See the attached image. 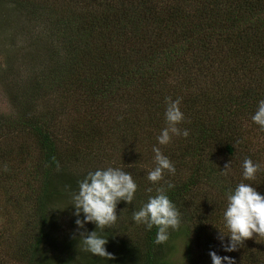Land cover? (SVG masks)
Returning <instances> with one entry per match:
<instances>
[{
    "label": "trees",
    "instance_id": "obj_1",
    "mask_svg": "<svg viewBox=\"0 0 264 264\" xmlns=\"http://www.w3.org/2000/svg\"><path fill=\"white\" fill-rule=\"evenodd\" d=\"M7 11L41 18L44 33L24 57L25 77L10 65L0 76L16 104L0 115V213L10 222L0 230V264H170L156 227L132 220L166 182L192 264H211L213 248L236 264H264V236L231 253L215 238L227 234L216 217L245 157L261 170L244 182L264 193V130L251 120L264 99V0H0V17ZM169 97L180 98L177 127L189 135L162 150L175 174L152 183L144 161L160 148ZM108 166L137 184L133 201L118 203L116 222L96 229L112 260L84 250L72 215L68 236L45 234L78 181Z\"/></svg>",
    "mask_w": 264,
    "mask_h": 264
},
{
    "label": "clouds",
    "instance_id": "obj_2",
    "mask_svg": "<svg viewBox=\"0 0 264 264\" xmlns=\"http://www.w3.org/2000/svg\"><path fill=\"white\" fill-rule=\"evenodd\" d=\"M164 118L166 127L162 128L156 137L160 145L168 144L173 136L187 137V129H181L177 125L184 119L180 110V98L172 100L166 98ZM253 123L264 130V99L257 102V108L251 115ZM155 167L148 172L147 179L156 183L161 181L165 170L169 174H175V166L172 161L162 153L159 147L153 146ZM231 167L230 162L225 164L223 170ZM242 180L234 188L225 193L226 206L223 211V221L227 234L219 231L216 240L220 249L225 253H231L238 249L243 242L255 236H264V193L257 191L250 183L261 170L259 163L253 162L250 157L242 161ZM174 185L166 182V185L157 187L155 195H149L146 202L142 203L138 210L132 214V220L136 224H142L146 230L156 227V243H163L169 238V229H176L180 224V212L167 195L168 189ZM137 190V184L132 174L121 167L108 166L89 171L82 180L78 181V189L71 194L72 215L75 217V232L79 236L85 251L104 258L114 259L113 253L106 249L108 237L101 236L96 229L103 230L111 226L118 219L117 205L121 201L130 204ZM146 192H152L151 188ZM92 223L95 229L88 231L86 225ZM208 255L211 264H236L235 258L228 255H219L210 250Z\"/></svg>",
    "mask_w": 264,
    "mask_h": 264
},
{
    "label": "rangeland",
    "instance_id": "obj_3",
    "mask_svg": "<svg viewBox=\"0 0 264 264\" xmlns=\"http://www.w3.org/2000/svg\"><path fill=\"white\" fill-rule=\"evenodd\" d=\"M11 12L13 13H9V11H7V14L3 16L4 18L0 17L2 22L1 27H3L1 29L2 38H0V76L2 75L4 69L10 65L12 70L17 71L20 76L25 77L30 64L24 61V57L34 47L32 40L43 37L42 34L44 33V24L41 18L31 16L27 20L24 15L25 13L23 14L21 12L18 13L15 11ZM2 19L5 20V23H3ZM45 48L41 47V49L46 51ZM32 67L33 66L31 65V68ZM40 69L41 67H38L36 64L34 71L36 72ZM14 100L15 97L12 96L11 92H8L7 87L5 86L3 88V81L0 82V115H11V113L16 110V104H14ZM63 120L64 122L66 121V119ZM65 129L67 130V128ZM60 130L63 131L64 127H61ZM159 146L162 151L165 147H167V144H159ZM153 162H155L154 159L152 161H144L145 164H148L147 169H151V166L155 167ZM71 212L72 208L69 203L61 206V208H56L55 212L51 213L52 217L54 216V220H52V217H50L46 221L45 234H51L54 237L56 234L61 237L66 235L68 236L71 233V231L68 230L72 223V220L69 218V216L72 215ZM8 219L9 218L3 216L0 213V230L5 228L7 225H10ZM216 219V223L222 222L223 213H220ZM18 225L19 224H17V227ZM182 225L183 223L180 220V224L176 229H169V238L167 240L169 246H166L165 253L170 264H192L187 256V239L183 237V233L180 230ZM7 227V230H9L10 226ZM116 234L120 236L122 233L117 232ZM51 249L49 248L50 256L54 254V251L51 252ZM211 250H214V248ZM214 251L219 252L220 250L218 248ZM255 262L258 261L256 260ZM258 264L262 263L259 262Z\"/></svg>",
    "mask_w": 264,
    "mask_h": 264
}]
</instances>
